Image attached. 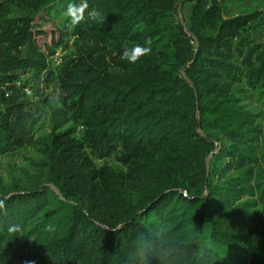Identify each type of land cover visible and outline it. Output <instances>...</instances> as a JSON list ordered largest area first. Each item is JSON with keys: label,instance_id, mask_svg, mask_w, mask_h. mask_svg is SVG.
Instances as JSON below:
<instances>
[{"label": "trees", "instance_id": "trees-1", "mask_svg": "<svg viewBox=\"0 0 264 264\" xmlns=\"http://www.w3.org/2000/svg\"><path fill=\"white\" fill-rule=\"evenodd\" d=\"M57 1L0 0V154L42 156L25 186L0 177V264H264V126L238 95L264 101L262 11L189 0L184 24L179 0H88L102 19L70 33ZM69 35L75 51L50 68ZM135 44L151 52L121 59ZM29 71L57 94L40 135L18 85Z\"/></svg>", "mask_w": 264, "mask_h": 264}, {"label": "rangeland", "instance_id": "rangeland-1", "mask_svg": "<svg viewBox=\"0 0 264 264\" xmlns=\"http://www.w3.org/2000/svg\"><path fill=\"white\" fill-rule=\"evenodd\" d=\"M227 7V13L236 14L242 11H249L254 9H260L262 11L261 16L258 19L259 27L252 30L251 37L256 38L258 41L264 43V0H221ZM71 0H59L52 4V18L53 21L60 27H66L67 31L71 33L66 25L67 19L63 16V12L66 9L68 3ZM193 2L189 0H179L177 3L178 17L185 24L189 23V17L192 11ZM68 46L59 47L54 56L50 57V68L57 69L62 61L71 53L75 51L72 44L73 36L68 37ZM44 72L37 73L29 71L23 74L18 82V85L22 86V101L39 115L41 118V130L39 135L49 129L50 125V108L45 103L46 96L56 100L57 94L52 89H45L43 82ZM240 85H237L238 89ZM238 95L241 99V103L250 111H252L256 120L264 126V101L258 96L256 91L248 88H243L241 91L238 89ZM84 133V127L79 126L77 136L82 137ZM91 151V150H90ZM92 152V151H91ZM93 159L98 166H110L120 169L122 167L117 155L112 154L105 158H98L92 152ZM41 153L36 144H27L23 147L16 148L8 153L0 154V177L7 187L19 183L20 186L26 185V173H35L37 167L33 161L41 159ZM211 159V156H209ZM208 159V160H209ZM155 214H151L150 219H155Z\"/></svg>", "mask_w": 264, "mask_h": 264}, {"label": "clouds", "instance_id": "clouds-1", "mask_svg": "<svg viewBox=\"0 0 264 264\" xmlns=\"http://www.w3.org/2000/svg\"><path fill=\"white\" fill-rule=\"evenodd\" d=\"M86 12L88 18L91 20L100 21L102 19L101 13L97 11V9L92 8L89 10L88 0H78V2L68 3L63 12V16L68 21L66 26L71 29L74 26L79 25L85 19ZM146 44H151L150 38L146 41ZM150 52V47L135 44L123 50L121 59L126 60L129 63H136L142 56L148 55ZM0 210L6 211L5 198H0ZM6 231L10 235L22 233L23 227L19 224H9ZM26 264H32V262L28 261Z\"/></svg>", "mask_w": 264, "mask_h": 264}, {"label": "water", "instance_id": "water-1", "mask_svg": "<svg viewBox=\"0 0 264 264\" xmlns=\"http://www.w3.org/2000/svg\"><path fill=\"white\" fill-rule=\"evenodd\" d=\"M184 23V22H183ZM185 24V23H184Z\"/></svg>", "mask_w": 264, "mask_h": 264}]
</instances>
